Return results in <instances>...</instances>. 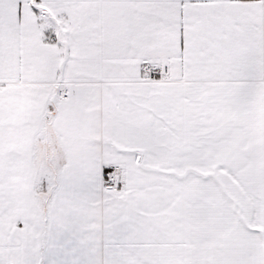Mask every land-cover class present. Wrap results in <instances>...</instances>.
<instances>
[{
    "label": "snow or ice",
    "instance_id": "obj_1",
    "mask_svg": "<svg viewBox=\"0 0 264 264\" xmlns=\"http://www.w3.org/2000/svg\"><path fill=\"white\" fill-rule=\"evenodd\" d=\"M0 264H264V0H0Z\"/></svg>",
    "mask_w": 264,
    "mask_h": 264
}]
</instances>
